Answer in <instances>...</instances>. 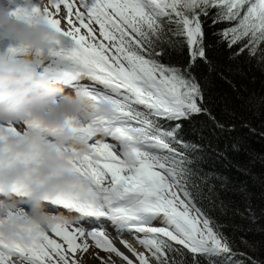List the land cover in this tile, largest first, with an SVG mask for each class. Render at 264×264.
<instances>
[{
	"label": "snow or ice",
	"instance_id": "snow-or-ice-1",
	"mask_svg": "<svg viewBox=\"0 0 264 264\" xmlns=\"http://www.w3.org/2000/svg\"><path fill=\"white\" fill-rule=\"evenodd\" d=\"M43 11L75 41L66 55L103 86L87 83L89 95L111 100L114 108L87 126L73 125L89 151L68 167L85 179L46 197L52 212L67 210L72 218L43 225L22 209L9 210L0 226L14 230L0 229V264H80L76 254L88 250L89 238L126 264H264L236 249L225 225L210 215L218 209L257 219L250 206L245 217L221 198L227 176L206 170L205 146L186 138V126L203 137L208 125L199 117L226 127L211 110L208 76L202 84L195 72L201 63L215 71L205 24L215 26L217 44L233 49L231 58L247 50L264 69V0H49ZM185 48L187 62H172ZM12 190L27 195L28 184L19 180ZM108 222L136 259L114 243ZM129 234L146 251L126 239Z\"/></svg>",
	"mask_w": 264,
	"mask_h": 264
},
{
	"label": "clouds",
	"instance_id": "clouds-1",
	"mask_svg": "<svg viewBox=\"0 0 264 264\" xmlns=\"http://www.w3.org/2000/svg\"><path fill=\"white\" fill-rule=\"evenodd\" d=\"M40 3L42 10L30 15L0 6V38L14 36L30 45L55 46L59 32L43 11L49 0ZM35 59L27 54L0 55V216L22 209L46 225L72 218L69 212H52L46 197L85 179L68 167L89 151V144L76 139L73 125L87 126L114 105L84 92H65L62 85L32 69ZM19 180L27 182V195L13 192ZM0 229L9 234L14 230L10 224Z\"/></svg>",
	"mask_w": 264,
	"mask_h": 264
},
{
	"label": "trees",
	"instance_id": "trees-1",
	"mask_svg": "<svg viewBox=\"0 0 264 264\" xmlns=\"http://www.w3.org/2000/svg\"><path fill=\"white\" fill-rule=\"evenodd\" d=\"M209 24L211 21H207L205 28L207 41L212 46L207 48V55L215 71L208 73L207 65L201 63L195 72L202 84H205L203 77L208 76L205 88L206 95H211V110L226 127L220 130L206 116L199 117L208 125L202 128L203 137L186 126V138L205 146L208 156L203 167L206 170L227 176L226 189H218L221 198L232 209L245 212V217L250 206L257 219L251 221L234 211L221 214L218 209L209 210L210 215L225 225L222 231L233 237L236 249L264 259V135H261L264 132V99H261L264 98V69L254 58H249L247 50L231 58L233 49L226 42L216 43L219 37L212 34L215 26L208 27ZM187 60L186 48L183 54L174 52L171 56L172 62L186 63ZM228 125L233 127L229 129ZM196 127L200 128V124ZM234 143L237 148L232 147ZM233 225L250 230H234ZM241 236L256 244L258 251L247 248Z\"/></svg>",
	"mask_w": 264,
	"mask_h": 264
},
{
	"label": "bare ground",
	"instance_id": "bare-ground-1",
	"mask_svg": "<svg viewBox=\"0 0 264 264\" xmlns=\"http://www.w3.org/2000/svg\"><path fill=\"white\" fill-rule=\"evenodd\" d=\"M0 6L6 7L15 13H17V11L20 9L26 10L27 12H32L34 9L42 10V5L40 3V0H0ZM61 34H64V33L62 32ZM68 37H66L67 39H64V40L65 41L69 40ZM6 39L9 40V43H7L6 41L2 40V38H0V55H25V54L31 55L36 58L34 62L32 63L31 67L34 66V64L37 61L39 62L41 67L48 65L50 61L49 55L51 52L55 51L54 47L49 48V47L35 46V45H30V44H27V46L25 47L22 44H26V43L14 36H11V39L9 38H6ZM70 43H72V40ZM52 58H54L55 61L51 63L55 66L57 65V63H62L61 65H64V66L67 63V59H65L66 57L60 59V58H55L52 55ZM53 65L49 64V67ZM64 66H63V69H65ZM36 69L41 70L40 67H36ZM69 79L70 80L73 79L72 75L71 77H69ZM108 234L112 237L114 243H116L117 246L120 247V249L124 251L126 255L130 256L133 259H136L134 254L120 242V238H118L115 232H108ZM125 238L129 239L130 242H132L133 245L137 247L138 250L143 251V249H141L139 244L135 241L134 237H132L130 234L125 236ZM89 242H92L90 238H89ZM95 249H99V248L96 246ZM93 253H96V252H93Z\"/></svg>",
	"mask_w": 264,
	"mask_h": 264
},
{
	"label": "rangeland",
	"instance_id": "rangeland-1",
	"mask_svg": "<svg viewBox=\"0 0 264 264\" xmlns=\"http://www.w3.org/2000/svg\"><path fill=\"white\" fill-rule=\"evenodd\" d=\"M14 5H15V3H14ZM61 33L62 32H60L59 35ZM59 35H58V39H57V45H58V48L60 49L61 54H63L65 52H68L71 48L74 47V46H70V45H72V43H75V41L70 43L71 40L73 41V39H71V38L70 39L68 38L69 40L64 41V39H67L66 37H68V35H66V34H61L60 36ZM65 43L66 44L69 43L68 44L69 46H67ZM22 45L25 46V47L27 46V44H22ZM55 52L56 51L50 53V55H49V60L50 61L48 63V66H49V64L53 65L51 62H54L55 59L52 58V55ZM64 57H66V56H64ZM60 59H62V58H60ZM65 59H67L68 63L70 65H72V67H73V65L75 64V61L72 60L69 57H66ZM61 64L62 63H57V66H61ZM74 67H77V65H75ZM118 238H120V237L118 236ZM95 247H96V245L93 244V242H89L88 250L84 251L83 253L78 252L76 254L77 255V259L80 261V264H105V261H107L108 264H112L113 261L115 262V264H126V262L123 261V258L117 256L115 253H109V252H107L106 250H103V249H100V250L99 249H95ZM140 248L143 249V247H141V246H140ZM143 251H146V250L143 249ZM93 252H96V253H93Z\"/></svg>",
	"mask_w": 264,
	"mask_h": 264
}]
</instances>
